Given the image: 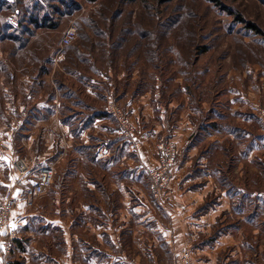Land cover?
Wrapping results in <instances>:
<instances>
[{
    "label": "crops",
    "instance_id": "1",
    "mask_svg": "<svg viewBox=\"0 0 264 264\" xmlns=\"http://www.w3.org/2000/svg\"><path fill=\"white\" fill-rule=\"evenodd\" d=\"M123 64L117 63V69L93 66V74L70 71L71 77L57 83L56 92L34 75L23 95L4 100L0 196L12 189L17 203L4 239L13 236V249L3 253L2 264H180L185 248L198 261L201 252L203 262L215 264L221 239L208 244L200 233L211 231L220 210L227 205L228 212L235 210L237 197L242 196L246 204L258 201L256 212L239 203L243 208L237 213L243 212L245 218L263 213L264 191L252 193L237 184L221 190L215 184L220 170L193 160L199 148L212 144V149H222L228 139L226 148L237 152L240 167L263 162L264 130L252 128L257 116L249 104L252 95L264 99V84L258 81L264 80V70L253 72L244 65L229 72V122L224 123L225 114L215 107L197 121L196 114L187 112L186 95L176 98L164 91L166 86L162 90L153 67L143 70L132 62L125 74ZM171 96L167 110L164 98ZM108 98L126 109L135 126L132 139L124 137L104 112ZM162 138L181 149L179 162L171 169L170 204H157L148 190ZM22 156L32 168L57 162L56 182L34 209L22 196L32 181L16 183L14 163ZM214 192L217 206L203 207L199 213L203 199ZM242 246L243 255H234L233 262L252 264L248 254L252 246L245 242Z\"/></svg>",
    "mask_w": 264,
    "mask_h": 264
},
{
    "label": "rangeland",
    "instance_id": "2",
    "mask_svg": "<svg viewBox=\"0 0 264 264\" xmlns=\"http://www.w3.org/2000/svg\"><path fill=\"white\" fill-rule=\"evenodd\" d=\"M32 16L47 18L56 26H31V34L19 37L24 29L21 21ZM73 22L78 25L77 36L63 53L58 54L64 32ZM247 22L264 32V0H0V118L5 109L4 100L9 96L23 95L28 89L27 80L34 75L56 92L57 83L67 82L71 77L70 71L75 69L93 74V66L99 68L100 64L102 67L106 64L107 68L117 69L116 64L123 62L125 74H128L134 62L143 70L153 67L162 90L166 86L164 91L168 90L176 98H184L182 94H185L187 112L196 114L197 121L201 113L208 116L215 107L226 116L221 121L228 123L226 114L230 108L226 95L230 84L229 72L234 71L233 67L240 71L244 65L253 72L264 70V36L249 29ZM9 36L18 38L13 40ZM49 58L52 63L48 62ZM42 66L49 68L48 73H43ZM258 81L264 84V80ZM171 99L172 96L164 98L167 110ZM250 100L249 110L257 116L252 128L264 130V99L252 95ZM113 101L124 115L126 126L135 134V126L126 109L115 99ZM107 103L108 99L103 110ZM211 119L208 121L212 124ZM2 137L3 132L0 131V140ZM170 140H158V163L160 145L167 147ZM229 142L224 140L222 149H212V144L199 148L193 161L201 160L211 170H220L221 175L215 184L221 190L237 184L252 193L264 191V153H260L263 162L244 163L240 167L242 160H238L237 152L226 148ZM175 147L178 163L181 149L176 142ZM20 159L35 169L25 156L15 163ZM51 165L54 168L53 184L35 200L30 206L32 209L42 197L48 196L56 182L57 162H51ZM154 168H160V165ZM170 185L171 172L162 197L155 198L150 191L149 195L157 204H170ZM4 194L0 196V203L5 200ZM203 202L199 213L203 207L217 206L219 199L214 192ZM238 202L249 207L252 214L256 212V199L246 204L245 199L238 196ZM239 203L235 210L229 212L228 205L224 206L211 231L200 233V239L205 237L208 244L221 239L223 247L215 252V264H236L234 255H243L244 242L252 246L248 248L252 264L264 263L260 258V255L264 257V211L262 213L260 208L261 215L245 218L243 212H236L243 208ZM236 241L242 242L241 246L233 247ZM202 256L200 252L198 261L192 250L185 248L181 252L180 264H210L203 262Z\"/></svg>",
    "mask_w": 264,
    "mask_h": 264
},
{
    "label": "built area",
    "instance_id": "3",
    "mask_svg": "<svg viewBox=\"0 0 264 264\" xmlns=\"http://www.w3.org/2000/svg\"><path fill=\"white\" fill-rule=\"evenodd\" d=\"M77 32L78 25L73 22L64 32L60 49H58V54L63 53L64 49L72 44L77 36ZM104 112L116 121L124 137L131 138L134 136L132 130L126 126L124 115L117 110L113 98H108V103ZM168 143L169 145L167 147L162 144L160 145L161 153L160 162L158 163L160 168H154L149 172L150 194L159 199L164 194L170 182L171 169L177 164L178 159V150L175 147V142L170 140ZM14 170L17 174L16 183H20L23 180L32 181V184H30L22 193L29 207L34 204L39 196L49 190L53 184L54 168L51 164L31 169L20 159L14 164ZM4 197L5 200L0 203V259L2 253L9 254L13 249V236H10V240L8 241H5L4 239L11 224L12 209L17 201L12 189L7 190ZM0 264H2L1 261Z\"/></svg>",
    "mask_w": 264,
    "mask_h": 264
},
{
    "label": "trees",
    "instance_id": "4",
    "mask_svg": "<svg viewBox=\"0 0 264 264\" xmlns=\"http://www.w3.org/2000/svg\"><path fill=\"white\" fill-rule=\"evenodd\" d=\"M1 7H4L1 5ZM33 17V16H32ZM23 24H24V29L23 31L20 33V36L19 37H22L24 35H29L31 34V26H34L35 28H41V27H55L56 24H52V22L50 20H48L47 18H43V19H40V18H23V20L21 21ZM247 27L253 31H255L258 35H263L264 36V32L262 30H260L255 24H252V23H248L247 22ZM10 39H13V40H17V36H9ZM51 59L49 58V61L50 62ZM43 69L46 71L47 70V66H42Z\"/></svg>",
    "mask_w": 264,
    "mask_h": 264
}]
</instances>
